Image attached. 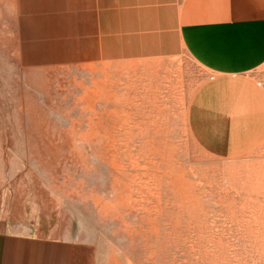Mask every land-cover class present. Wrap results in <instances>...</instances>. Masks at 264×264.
<instances>
[{
    "label": "rangeland",
    "instance_id": "374dc122",
    "mask_svg": "<svg viewBox=\"0 0 264 264\" xmlns=\"http://www.w3.org/2000/svg\"><path fill=\"white\" fill-rule=\"evenodd\" d=\"M16 31L0 0V212L94 264H264V141L223 152L216 116L192 113L210 72L186 54L28 66Z\"/></svg>",
    "mask_w": 264,
    "mask_h": 264
},
{
    "label": "crops",
    "instance_id": "0c3cea01",
    "mask_svg": "<svg viewBox=\"0 0 264 264\" xmlns=\"http://www.w3.org/2000/svg\"><path fill=\"white\" fill-rule=\"evenodd\" d=\"M19 57L28 66H95L191 57L213 75L192 113L215 115L223 152L264 141V0H15ZM95 248L33 230L0 212V264H94Z\"/></svg>",
    "mask_w": 264,
    "mask_h": 264
}]
</instances>
